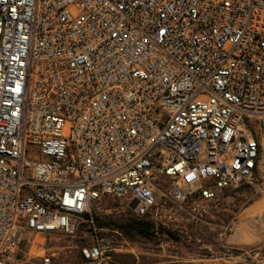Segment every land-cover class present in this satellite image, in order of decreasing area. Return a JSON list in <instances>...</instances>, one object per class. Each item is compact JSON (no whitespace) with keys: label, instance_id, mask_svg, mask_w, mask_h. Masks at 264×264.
Segmentation results:
<instances>
[{"label":"built area","instance_id":"built-area-1","mask_svg":"<svg viewBox=\"0 0 264 264\" xmlns=\"http://www.w3.org/2000/svg\"><path fill=\"white\" fill-rule=\"evenodd\" d=\"M263 136L264 0H0V264L79 230L77 264H112L93 204L170 228L250 183Z\"/></svg>","mask_w":264,"mask_h":264},{"label":"rangeland","instance_id":"rangeland-1","mask_svg":"<svg viewBox=\"0 0 264 264\" xmlns=\"http://www.w3.org/2000/svg\"><path fill=\"white\" fill-rule=\"evenodd\" d=\"M261 142L258 169L250 183L224 189L212 201H189L181 210L171 209V227L162 228L174 238L162 237L156 242L129 239L120 230L107 228L120 231L124 240V248L113 255L112 264H264V208L259 207L264 203V136ZM91 214L93 220L137 217L108 198L93 204ZM83 236L80 230L75 236L27 234L8 264H43L42 255L51 257L50 264H77Z\"/></svg>","mask_w":264,"mask_h":264},{"label":"trees","instance_id":"trees-1","mask_svg":"<svg viewBox=\"0 0 264 264\" xmlns=\"http://www.w3.org/2000/svg\"><path fill=\"white\" fill-rule=\"evenodd\" d=\"M95 225L100 228H116L129 239L156 242L159 238L173 237L174 234L162 227H157L152 221L145 217L129 216L120 221L110 219L100 220L94 218ZM114 264V263H113Z\"/></svg>","mask_w":264,"mask_h":264},{"label":"bare ground","instance_id":"bare-ground-1","mask_svg":"<svg viewBox=\"0 0 264 264\" xmlns=\"http://www.w3.org/2000/svg\"><path fill=\"white\" fill-rule=\"evenodd\" d=\"M259 207H261V208H264V203L263 204H259ZM262 215V214H261Z\"/></svg>","mask_w":264,"mask_h":264},{"label":"water","instance_id":"water-1","mask_svg":"<svg viewBox=\"0 0 264 264\" xmlns=\"http://www.w3.org/2000/svg\"><path fill=\"white\" fill-rule=\"evenodd\" d=\"M133 206V205H132Z\"/></svg>","mask_w":264,"mask_h":264}]
</instances>
